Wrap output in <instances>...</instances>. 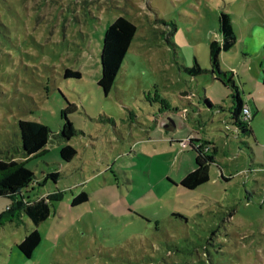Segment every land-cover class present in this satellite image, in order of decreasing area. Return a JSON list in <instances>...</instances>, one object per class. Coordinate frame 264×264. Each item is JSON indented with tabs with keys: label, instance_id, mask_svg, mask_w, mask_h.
I'll list each match as a JSON object with an SVG mask.
<instances>
[{
	"label": "rangeland",
	"instance_id": "1",
	"mask_svg": "<svg viewBox=\"0 0 264 264\" xmlns=\"http://www.w3.org/2000/svg\"><path fill=\"white\" fill-rule=\"evenodd\" d=\"M220 9L231 13L237 41L220 53L219 67L233 72L227 76L249 104L252 132L226 124V79L183 69L194 57L210 68ZM120 14L137 36L104 95L101 42ZM157 18L175 24L176 47ZM263 67L264 0H0V155L20 143V118L57 131L65 99L76 104L69 118L81 131L50 137L38 155L15 154L34 171L33 192L59 198L36 226L26 215L2 219L0 264H199L204 256L206 264H264V87L256 82ZM66 68L80 75L65 76ZM204 88L213 106L204 103ZM163 116L181 132L164 125L157 132ZM192 129L216 151L209 179L189 189L179 180L195 165ZM65 143L77 150L70 161L59 153ZM56 170V179L46 175ZM82 190L88 198L71 205ZM30 226L41 240L27 257L14 241Z\"/></svg>",
	"mask_w": 264,
	"mask_h": 264
},
{
	"label": "trees",
	"instance_id": "2",
	"mask_svg": "<svg viewBox=\"0 0 264 264\" xmlns=\"http://www.w3.org/2000/svg\"><path fill=\"white\" fill-rule=\"evenodd\" d=\"M157 19L170 26L166 28V41L171 47H176L170 38L175 29V24L171 20ZM136 29L137 26L132 20L120 14L104 30L100 51L101 69L100 76L97 80V85L104 95L108 94L115 82L117 73L121 69L122 62L136 33ZM217 31L219 37L212 38L208 42L210 68L201 67L196 57H194V63L191 66H183V69L191 75L210 72L212 78L218 79L224 84H226V79L231 85L229 94L231 105L229 106L228 115L230 121H226V124L229 123L228 125L245 133L252 132L249 121L243 117L242 108L245 104L240 96L238 87L234 83L232 76H227V73L230 72L232 74V71H222L219 67L220 53L230 50L236 42L231 13L224 9H220L217 16ZM64 75L79 76L80 71L66 68ZM262 84L264 85V71L262 73ZM202 97L204 103L213 106L205 96ZM64 102L65 105L61 108L62 123L57 131L51 130L48 124L40 120L22 118L17 120L20 143L16 144L14 149H11V153L0 155V196H5L9 200L8 206L4 211L0 212V224L2 219L24 214L36 226L49 216L51 212L50 200L59 198L56 194L48 193L47 195L30 199L28 197L30 196L28 188L30 185H33L32 181L35 174L23 161L16 159L15 154L18 153L22 157L29 158L40 154L50 137L58 136L63 139H68L81 132L74 127L69 118V114L77 109L76 104L67 99ZM107 118L108 120H112L110 117ZM187 144L194 150L195 167L187 171L179 180V183L191 189L209 179V165L214 161L216 146H211L210 141L207 139L192 136L187 138ZM5 152H9V149L5 150ZM76 152V148L69 143H65L59 148L60 156L66 161H70ZM46 175L52 179H56L59 176V171H52ZM87 198L88 193L82 190L75 194L70 202L74 206L85 201ZM40 240V233L34 227L26 231L24 237L18 242L17 247L24 255L29 256L39 244ZM203 258H199L197 262L199 264H206Z\"/></svg>",
	"mask_w": 264,
	"mask_h": 264
},
{
	"label": "crops",
	"instance_id": "3",
	"mask_svg": "<svg viewBox=\"0 0 264 264\" xmlns=\"http://www.w3.org/2000/svg\"><path fill=\"white\" fill-rule=\"evenodd\" d=\"M232 18V17H231ZM233 21V20H232ZM233 24H234V21H233ZM235 31V30H234ZM136 32H137V29H136ZM137 36V34L135 33V35H134V37H133V39L135 38ZM139 37V36H138ZM219 36H217L216 38H218ZM133 39H132V41H131V43H130V46H131V44H132V42H133ZM236 41H237V38H236ZM235 45H236V42H235V44H234V46L231 48V49H233L234 47H235ZM129 46V47H130ZM208 64H209V67H210V63H209V56H208ZM263 71H264V67L262 68V70L261 71H259V72H257V77H256V82L257 83H260V85H262L263 87H264V85L262 84V82H259L258 81V77H260V79H262V73H263ZM232 74H233V72H232ZM231 74V75H232ZM211 79H214V78H211ZM259 92H263L264 91V89H260V90H258ZM190 94V93H189ZM188 94V92L187 91H184V93L182 94V96H183V98L184 97H186V96H188L189 95ZM206 94V92H205V88H204V96L211 102V100H210V98L208 97V96H206L205 95ZM187 98V97H186ZM199 100V99H198ZM243 100V99H242ZM191 105H195L194 103H192V102H190V101H188ZM199 102V101H198ZM243 103L245 104V105H249L247 102H245L244 100H243ZM231 105V104H230ZM176 108H178V106H176ZM188 107L186 106V105H184V104H182V107H181V109H182V111L183 112H186V110H187V112H188V109H187ZM186 109V110H185ZM182 115V114H181ZM155 117H158V116H155ZM189 117H190V115L187 113V115H186V118H185V120H187L188 121V119H189ZM194 117V116H193ZM183 124H185V122H183V121H181V123H180V127H182L183 126ZM155 130L157 131V132H161L160 130H159V128L161 127V126H165V128H170V129H172V131H175L176 133L177 132H181V128H179L178 129V123H176V121H175V118H173L172 116H169V117H166V116H163L162 117V119L159 121V122H156L155 124ZM187 126V125H186ZM188 129H189V127H188ZM166 130V129H165ZM192 133H194V134H192ZM201 137V138H204L205 139V137H203L202 135H200V134H198V132L197 131H194L193 129L190 131V133H188V135H187V138L188 137ZM195 154V153H194ZM195 160V159H194ZM194 167H195V165H194ZM193 167V168H194ZM35 185L33 184V185H30L29 186V188H28V191L30 192L29 193V195L30 196H28L30 199H33V198H35V197H37V196H42V195H38V194H36V193H34L33 191H34V189H35ZM4 205V207L6 208L7 206H8V204H9V200L7 199L6 201H5V203H0V205ZM78 205V204H77ZM75 206V205H74ZM24 214H19L18 216L19 217H21V216H23ZM32 222V221H31ZM39 224V223H38ZM37 224V225H38ZM34 225V224H33ZM30 228H33L32 226H30ZM26 233V232H25ZM18 242L19 241H14V245H15V247L17 248V250H18V252L21 254L22 252L18 249V247H17V244H18ZM40 244V243H39ZM38 244V245H39ZM37 245V246H38ZM36 246V247H37ZM13 245H12V247H11V250L13 251H15L16 253H17V251H16V248H15ZM36 247L34 248V250H33V252L31 253V255H33L34 253H36ZM31 255H29V256H27V257H30ZM2 264H6L5 262L4 263H2Z\"/></svg>",
	"mask_w": 264,
	"mask_h": 264
},
{
	"label": "built area",
	"instance_id": "4",
	"mask_svg": "<svg viewBox=\"0 0 264 264\" xmlns=\"http://www.w3.org/2000/svg\"><path fill=\"white\" fill-rule=\"evenodd\" d=\"M243 117L247 119V117L250 115V109L247 105H244L242 108Z\"/></svg>",
	"mask_w": 264,
	"mask_h": 264
}]
</instances>
